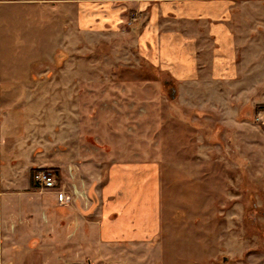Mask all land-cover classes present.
Wrapping results in <instances>:
<instances>
[{
  "label": "rangeland",
  "instance_id": "obj_1",
  "mask_svg": "<svg viewBox=\"0 0 264 264\" xmlns=\"http://www.w3.org/2000/svg\"><path fill=\"white\" fill-rule=\"evenodd\" d=\"M2 1L0 38L11 40L5 46L8 41L0 42V78L8 85L36 83L35 88L0 89L1 99L25 113L19 183L0 185L6 223L18 225L24 209L21 196L13 194V189L26 193L19 190L27 181L24 164L71 154V134L86 146L91 137L93 145L110 148L109 160L140 161L155 171L159 228L145 244L110 256L85 249L81 262L73 264H264V0H233L228 15L229 30L239 38L230 69L235 74L222 77L218 61L212 66L205 60L192 83L172 78L161 61L138 51L142 24L136 13L124 10L127 18L115 30L85 29L82 42L56 68L45 58L51 38L27 48L22 36L49 32L45 13L30 0ZM35 18L44 25L17 24ZM177 27L190 37L198 33L193 23ZM198 44L199 53L211 56L209 41ZM49 66V75L40 77ZM37 77L42 80L34 83ZM4 147L0 138V160ZM83 157L95 159L96 153L86 151ZM5 167L0 166V179ZM39 168L52 173L56 188L31 191L58 194V174ZM20 220L29 223L25 215Z\"/></svg>",
  "mask_w": 264,
  "mask_h": 264
},
{
  "label": "crops",
  "instance_id": "obj_2",
  "mask_svg": "<svg viewBox=\"0 0 264 264\" xmlns=\"http://www.w3.org/2000/svg\"><path fill=\"white\" fill-rule=\"evenodd\" d=\"M30 1L45 13V25L49 32L37 36L34 32L22 35L27 41L25 47L32 48L37 39L42 41L51 38L45 58L51 64L54 62L56 68L61 66L57 65L61 60L67 61L69 50L82 42L85 29L115 30L127 18L126 10L131 14L136 13L137 20L142 24L137 36L138 51L154 63L161 61L166 70L172 72V78L184 79L186 83L196 81L199 65L205 60L207 65L212 66L218 61L222 67V77L235 74L230 69L237 56L235 51L239 38L236 39L229 30L231 17L228 15L233 0ZM3 21H6L5 17ZM21 21L18 19L19 28L34 26L33 22L36 26L44 25L41 19L36 18L27 19L26 23ZM192 23L198 32L192 37L178 27L177 30L173 29L176 24L185 25L188 29ZM164 26L171 27L162 30ZM56 31L58 33H54ZM7 36L2 34L0 38V42L8 41L4 42V46L11 40ZM53 36L58 37L56 42L52 41ZM199 40L209 41L211 56L207 52L199 53ZM49 68L42 71L40 77L49 75ZM15 79H20L19 75ZM6 80L5 77L0 78V89L35 88V82L42 79L35 78L32 86L8 85ZM12 102L0 98V138L5 142L3 151L6 149L0 166L5 167V160H8L6 175L1 177L0 185L7 183L17 187V170H21L19 150L24 146L19 145V142L23 138L25 113L20 108L10 107ZM70 136L75 138L71 154L61 155L58 161L53 156L38 164L30 161L24 164L22 173L27 175L26 186L18 188L26 193L21 194V191L13 189V194L21 196L24 209H19L20 217L25 215L29 223L24 225L20 218L19 224L11 227L0 214V262L73 264V260H79L80 263L85 249L93 256L99 254V250H104L110 256L128 246L145 244L155 236L159 228V183L155 171L149 172L148 166L140 161L109 160V156L105 155L111 152L108 146L93 145L94 140H89L91 137H86L87 142L91 143L89 146L81 145L76 139L77 135ZM86 151L95 152L96 158L85 159L83 155ZM62 153L64 150L61 148ZM39 167L53 168L58 174V194L53 191H31L28 173ZM1 172H4L3 169Z\"/></svg>",
  "mask_w": 264,
  "mask_h": 264
},
{
  "label": "built area",
  "instance_id": "obj_3",
  "mask_svg": "<svg viewBox=\"0 0 264 264\" xmlns=\"http://www.w3.org/2000/svg\"><path fill=\"white\" fill-rule=\"evenodd\" d=\"M32 179L38 189L49 190L56 188L57 181L55 177L46 169L36 168L32 174Z\"/></svg>",
  "mask_w": 264,
  "mask_h": 264
},
{
  "label": "trees",
  "instance_id": "obj_4",
  "mask_svg": "<svg viewBox=\"0 0 264 264\" xmlns=\"http://www.w3.org/2000/svg\"><path fill=\"white\" fill-rule=\"evenodd\" d=\"M35 171V169H32L31 171H30V178H29V183H30V187L31 188H37L36 187V185L34 184V182H33V179H32V173Z\"/></svg>",
  "mask_w": 264,
  "mask_h": 264
},
{
  "label": "water",
  "instance_id": "obj_5",
  "mask_svg": "<svg viewBox=\"0 0 264 264\" xmlns=\"http://www.w3.org/2000/svg\"><path fill=\"white\" fill-rule=\"evenodd\" d=\"M223 260H225V258Z\"/></svg>",
  "mask_w": 264,
  "mask_h": 264
}]
</instances>
